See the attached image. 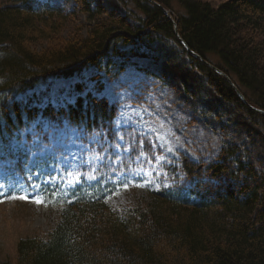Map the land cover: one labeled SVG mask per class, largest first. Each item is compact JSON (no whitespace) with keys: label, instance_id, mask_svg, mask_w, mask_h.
I'll return each instance as SVG.
<instances>
[{"label":"trees","instance_id":"obj_1","mask_svg":"<svg viewBox=\"0 0 264 264\" xmlns=\"http://www.w3.org/2000/svg\"><path fill=\"white\" fill-rule=\"evenodd\" d=\"M119 2L125 13L102 0H0V159L11 157L22 170L12 143L36 122L66 123L85 140L97 135L113 152L118 105L106 97L82 83L74 103L18 95L91 66L101 70L153 36L179 44L225 101L264 127V113L253 108L264 111V0ZM130 142L121 172L142 154L154 158L149 138ZM240 149L226 146L211 163L182 156L172 173L183 175L188 193L179 184L131 206L99 193L72 201L46 237L21 238L16 260L0 264H264V164L241 160Z\"/></svg>","mask_w":264,"mask_h":264},{"label":"rangeland","instance_id":"obj_2","mask_svg":"<svg viewBox=\"0 0 264 264\" xmlns=\"http://www.w3.org/2000/svg\"><path fill=\"white\" fill-rule=\"evenodd\" d=\"M102 1L125 13L119 0ZM134 48L105 62L101 70L91 66L18 95L24 100L37 98L43 105L66 104L75 102V85L82 83L86 91L118 105L117 144L111 152L97 135L85 140L79 128L66 123L36 122L21 134V141L13 140L12 153L22 162V170L17 169V160L0 159V263L16 260L21 238L46 237L75 199L99 193L107 202L131 206L161 188L174 190L180 184L188 193L183 175L172 173L182 156L216 162L224 147L235 145L241 148V160L264 164V127L225 101L179 44L153 36ZM98 82L103 86L100 91ZM138 135L149 138L154 158L142 154L130 171L121 172L130 140ZM21 195L28 199L9 198Z\"/></svg>","mask_w":264,"mask_h":264},{"label":"water","instance_id":"obj_3","mask_svg":"<svg viewBox=\"0 0 264 264\" xmlns=\"http://www.w3.org/2000/svg\"><path fill=\"white\" fill-rule=\"evenodd\" d=\"M165 13L168 15V12H167L166 10H165ZM180 41H181L182 43H184V40H183V39H180ZM184 45H185V49H186L191 55H193V56H195V57L201 59V57H200L196 52L192 51V50L190 49V47H189L187 44L184 43ZM220 72H221V71H220ZM229 80H230V79H229ZM230 82L233 84L232 80H230ZM237 92H238L239 96L241 97V99H242L243 101H245V103L248 104L246 98L244 97V95L242 94V92H241L238 88H237ZM253 108H254L256 111H259L260 113H264V111H263L262 109L255 108V107H253Z\"/></svg>","mask_w":264,"mask_h":264},{"label":"snow or ice","instance_id":"obj_4","mask_svg":"<svg viewBox=\"0 0 264 264\" xmlns=\"http://www.w3.org/2000/svg\"><path fill=\"white\" fill-rule=\"evenodd\" d=\"M137 186L139 187V186H142V185H137ZM0 187H3V185H0ZM124 187L127 188L128 184L125 183ZM9 198L10 199H28V197L24 196V195H21V196H10ZM33 202H35V203H43L44 201L41 200V199H35Z\"/></svg>","mask_w":264,"mask_h":264}]
</instances>
